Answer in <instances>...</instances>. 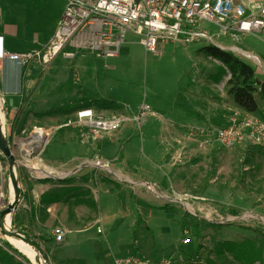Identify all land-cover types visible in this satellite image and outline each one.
Returning a JSON list of instances; mask_svg holds the SVG:
<instances>
[{
	"label": "crops",
	"instance_id": "crops-1",
	"mask_svg": "<svg viewBox=\"0 0 264 264\" xmlns=\"http://www.w3.org/2000/svg\"><path fill=\"white\" fill-rule=\"evenodd\" d=\"M235 1L244 3L249 14L260 11L253 12L246 0ZM65 5L66 0H0V49L21 54L34 53L46 46ZM207 24L210 23L200 22L197 32L215 36L217 47L241 54L247 58L246 62L253 60L254 63L249 65L255 71V81L257 85H263L264 36L253 35L257 38L255 44H246L243 37L252 34H242L236 40L233 33L223 34L220 27L219 32L213 34ZM240 40L245 45L239 46ZM205 46L196 39L187 48H165L161 56H156L159 62L146 68L143 81L141 66L132 73L122 67L121 61H126L130 55L126 47H122L115 58L94 62L90 60L93 56L81 54L70 67H61L65 75L60 76L64 80L58 87L66 85V96L77 98V102L82 98L81 109L123 114L127 121L119 132L97 143L86 139L81 129L66 125L64 131L57 130L50 135L48 143L35 136L28 145H22L21 152L36 172L31 176V184L27 185L21 229L45 237L51 252L56 247L61 248V260L114 264L108 255L103 256L91 245L96 242L135 245L136 235L140 239V233L145 229L157 228L156 223L155 226L150 222L146 225L150 219H146V213L164 215L172 210L168 232L175 234L196 225L197 220L189 221L187 215L194 216L189 207L195 203L188 204L186 200L197 191L192 183L201 181L197 176L201 162L193 161L203 152L207 153L210 144L199 151L198 143L202 137L197 138L191 133L207 131L212 117L223 118L227 125L234 112L245 113L228 94L229 74L221 72L223 65L202 51ZM152 55L147 59L155 56ZM102 61L106 63L101 64ZM40 64L33 61L25 67L22 95H0L5 113L14 117L26 110L25 103L41 88L34 67L41 68ZM256 101L258 110L251 115L264 120V101L257 98ZM111 102L115 106L110 105ZM143 104L150 107L152 113L139 128L133 116ZM21 132L22 135L25 131ZM248 146L258 148L250 144L237 147ZM40 148L43 150L35 153ZM258 150L263 152L264 147ZM34 154L37 156L29 158ZM178 154L183 155L184 163L175 168L171 158ZM96 158L110 161V170L99 171L94 165ZM209 179L212 182L216 177ZM100 225L103 234L98 232ZM57 227L65 230L62 243H57L54 238ZM176 240L177 236L168 241L169 246L176 244Z\"/></svg>",
	"mask_w": 264,
	"mask_h": 264
},
{
	"label": "rangeland",
	"instance_id": "rangeland-1",
	"mask_svg": "<svg viewBox=\"0 0 264 264\" xmlns=\"http://www.w3.org/2000/svg\"><path fill=\"white\" fill-rule=\"evenodd\" d=\"M246 1L249 2L250 9L255 13L264 7V0ZM66 6L67 0L65 8ZM206 26L210 28L213 34L219 32V28L215 25L207 24ZM261 35L264 36V32ZM127 36V43L122 47L128 48L130 55L126 61H121V65L128 73H132L136 67L141 66V81H143L146 68L152 63L159 62L160 59L151 53H147L140 45L139 38L136 35L130 33ZM243 38L246 44H255V41H257V38L253 35ZM240 41L237 42L239 46L245 45ZM183 48L181 47V49ZM149 55L154 57L147 59ZM235 56L242 61L245 60L244 62L247 61V58L241 54L236 53ZM90 60L94 62L101 61V59H96L95 57H91ZM250 61L246 63H254V61ZM73 62L74 60L59 57L46 68L41 64V68L34 65L41 88L38 89L34 97H31L25 103L26 110L21 111V114L17 116L13 117L8 112L5 113V108H3L4 104H2L0 97V106L4 114V122L2 123L3 136L10 146L17 162L20 164L17 175L21 188L20 203L16 211L13 212L10 229L12 232L19 233L37 244L38 248H32L39 257V264H63L64 259L61 260V248L56 247L51 252L44 241L45 237L34 236L31 232L28 234L26 229H21V216L25 215L23 212L26 211L27 185L31 184V176L36 172L33 167H29L28 160H26L28 158L23 155L21 148L22 145H28L32 141L31 138L33 136H37L39 129L49 132L50 135L54 134L57 130L59 132L64 131L67 128L65 126L74 121L76 112L82 108V105H80L82 98L77 102V98H69L66 96V85L58 87L59 82L64 80L60 76L65 75V72L60 70L61 67H70ZM110 62H113V60ZM105 63V61L101 62V64ZM178 64L180 65V63ZM217 64L220 66V63ZM56 83L58 85H54ZM262 87L264 86L259 85L257 93L255 94V97L259 101H264V92H261ZM208 93L207 95L209 96ZM54 94L62 95V97H55ZM213 99L214 101L220 100L219 98ZM88 104L90 105L92 103ZM86 105H83V107ZM212 118L209 121V123L211 122L210 125L207 126V131L196 130L192 133L197 138L202 137L198 143L199 151H203L210 144L209 151L207 153L203 152L202 154L198 152L200 154L197 157L198 159L196 158L193 161L194 163L201 162V169L197 175L200 176L201 181L196 180L192 183V186L196 187L195 189L197 191H194L193 195H190L186 200L188 204L195 203V205L192 204L193 206L189 207V211L193 212L194 216L187 215L189 221L195 222V219L197 220L196 225L191 226L190 229L177 231L175 234L173 231L168 232V222L170 220L169 218L172 217V210L164 215L150 216L146 213V219L150 218L146 225L149 226L150 222L155 226L156 223L157 228L145 229V232L140 233V239L136 235L135 245L131 244L127 247L125 245L116 246L112 243L96 242L94 245H91V248L96 249L103 256L108 255L111 263L116 259L125 258L130 255L153 259L154 257L174 254L176 259L183 260V262H178L177 264H206L208 259L213 260L216 264H238L229 253L217 257V249L220 248L221 244L226 242L239 244L243 241L250 240L254 242L256 248L262 253V261L256 264H264V151L261 152L258 148L250 146L225 148L219 145L216 137L217 131L223 127L225 120L223 118L220 120L219 117ZM21 130L25 131L22 135ZM21 138L23 141L26 138L28 140L23 142ZM36 156L37 154H34L29 158ZM0 159V199L2 197L4 200V205L0 206L1 214L14 199L10 193L9 160L1 151ZM183 163L184 161L174 166L176 168L183 165ZM205 175L207 177L204 178ZM213 177H216V180L209 182L208 179ZM195 198H198V200ZM200 198H204L205 201L200 200ZM179 220H182L181 216ZM196 226L201 231L199 240H195L192 234ZM92 232L97 233L94 229ZM143 235L146 236L145 239H143ZM175 236H177V243L169 246L168 243ZM188 236L191 238L192 243L189 246H184L182 241L187 239ZM13 239L15 238L4 234L2 229H0V240H7L13 249L18 250L12 245ZM198 246L201 249H198ZM4 250L14 257V264H34L19 250L18 252L21 255H15L7 248H4ZM0 264L9 263H2L0 261Z\"/></svg>",
	"mask_w": 264,
	"mask_h": 264
},
{
	"label": "built area",
	"instance_id": "built-area-1",
	"mask_svg": "<svg viewBox=\"0 0 264 264\" xmlns=\"http://www.w3.org/2000/svg\"><path fill=\"white\" fill-rule=\"evenodd\" d=\"M202 21L220 27L223 34L233 33V39L238 40L242 34L264 32V7L257 14H249L246 5L235 0H67L65 11L46 46L34 53L21 54L0 49V95L23 94L24 70L30 62L38 61L46 68L59 57L75 60L81 54H89L101 60L115 58L130 33L139 38L147 53L155 56H161L165 48H187L196 39L205 47L217 46L215 36L197 32ZM151 113L147 105L139 107L133 116L136 126L141 128ZM126 121L123 114L98 113L93 108H83L67 126L81 129L86 139L97 143L119 132ZM37 136L45 143L50 139V133L42 129L38 130ZM216 137L225 148L242 144L263 148L264 120L234 112L229 123L217 131ZM94 162L99 171L111 168L110 161L96 158ZM171 162L173 165L182 163L183 155L173 156ZM200 200L205 201L204 198ZM98 232H103L101 225ZM54 238L57 243H62L65 230L55 228ZM191 243L189 236L182 241L184 246ZM175 261L174 254L155 261L130 255L116 259L114 264H175Z\"/></svg>",
	"mask_w": 264,
	"mask_h": 264
},
{
	"label": "trees",
	"instance_id": "trees-1",
	"mask_svg": "<svg viewBox=\"0 0 264 264\" xmlns=\"http://www.w3.org/2000/svg\"><path fill=\"white\" fill-rule=\"evenodd\" d=\"M202 51L223 65V67H221V72L230 75V79L227 83L228 94L233 97L234 103L237 107L245 113H255L258 110V103L255 94L257 93L259 85H257V82L255 81L254 69L249 64L235 56L234 53L224 51L217 46H207L203 48ZM261 92H264V87L261 88ZM109 104L114 105L113 102ZM192 234L195 240L200 239L201 231L198 226H196ZM4 248L10 249L15 255L21 254L18 250L13 249L7 240H0V261L2 263L14 264V257L4 250ZM198 249H201V247L198 246ZM226 253L231 254L238 264H256L262 261L261 251L257 249L254 242L250 240L243 241L239 244L232 242L223 243L220 245V248L217 249L216 256H224ZM25 261L29 263L27 259H25ZM178 262H183V260L176 259L175 264ZM63 264H86V262L82 260H67L64 261ZM206 264L216 263L213 260L208 259Z\"/></svg>",
	"mask_w": 264,
	"mask_h": 264
},
{
	"label": "water",
	"instance_id": "water-1",
	"mask_svg": "<svg viewBox=\"0 0 264 264\" xmlns=\"http://www.w3.org/2000/svg\"><path fill=\"white\" fill-rule=\"evenodd\" d=\"M42 150H43V148H40L35 153H38ZM0 151L9 160L10 182L14 188V191H15V197H14L13 202L8 205L7 209L3 213L0 214V229H2V232L4 234L9 235V236H11L17 240L22 241L25 244L29 245L30 247L38 248L37 244L34 241L26 238L25 236H23L19 233H16V232H12L11 229L9 232H7L5 230V228H7V227L5 226V224H3V221H1V217L3 216L4 213H9V212L13 213L14 211H16V209L20 203V192H21V188H20L19 183H18L17 175H15L13 172L15 165L17 164V166H19L20 164L17 162L14 154L12 153L10 146L7 144V142L3 136V128H2L1 123H0Z\"/></svg>",
	"mask_w": 264,
	"mask_h": 264
},
{
	"label": "bare ground",
	"instance_id": "bare-ground-1",
	"mask_svg": "<svg viewBox=\"0 0 264 264\" xmlns=\"http://www.w3.org/2000/svg\"><path fill=\"white\" fill-rule=\"evenodd\" d=\"M249 57H251V56H249ZM3 122H4V114L2 113L1 106H0V123L2 124ZM13 172L15 175H18L17 164L15 165ZM10 193H11L12 198L14 199L15 191H14L12 184L10 186ZM3 205H4V200L1 197L0 206H3ZM12 218H13L12 212L4 213L3 216L1 217V221H3V224H5V226L7 227V228H5V230L7 232L10 231L11 224H12ZM12 243H13L12 245L14 247H16L22 254H24L32 263L39 264V262H40L39 257L32 247H30L29 245L25 244L24 242H22L20 240L13 239Z\"/></svg>",
	"mask_w": 264,
	"mask_h": 264
}]
</instances>
